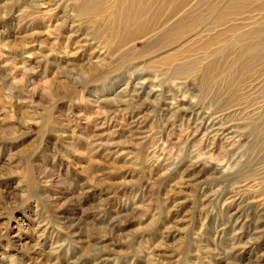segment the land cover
I'll return each instance as SVG.
<instances>
[{
	"label": "rangeland",
	"instance_id": "obj_1",
	"mask_svg": "<svg viewBox=\"0 0 264 264\" xmlns=\"http://www.w3.org/2000/svg\"><path fill=\"white\" fill-rule=\"evenodd\" d=\"M0 264H264V0H0Z\"/></svg>",
	"mask_w": 264,
	"mask_h": 264
},
{
	"label": "bare ground",
	"instance_id": "obj_2",
	"mask_svg": "<svg viewBox=\"0 0 264 264\" xmlns=\"http://www.w3.org/2000/svg\"><path fill=\"white\" fill-rule=\"evenodd\" d=\"M42 5H48V3H44ZM40 5V8L44 7ZM143 93V92H142ZM135 96V95H134ZM177 98V97H176ZM182 104V103H181ZM169 107L168 109L173 110V104L169 103ZM180 112H184V110H181ZM183 115V114H182ZM189 117V116H188ZM232 118V117H231ZM216 119V118H215ZM220 121V120H219ZM175 122V121H174ZM195 130L194 136L192 137V140H194V138L197 137H206V138H216L217 136L220 135L219 131L223 130L222 128L217 127V122H215L214 119H209L207 116L198 117V120L195 121V123L193 124V128ZM219 139V138H218ZM251 187V186H250ZM254 187V186H253ZM246 188V187H245ZM247 196V195H246ZM251 196V195H250ZM233 197V196H232ZM231 201V200H230ZM252 205V204H251ZM262 209V208H261ZM232 212V211H231ZM239 213H241L240 210L237 211H233L231 213V217L235 218L236 221L239 220L240 217H238ZM242 224H246V221L242 222Z\"/></svg>",
	"mask_w": 264,
	"mask_h": 264
}]
</instances>
